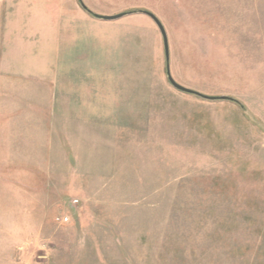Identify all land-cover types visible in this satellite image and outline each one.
<instances>
[{"label": "rangeland", "instance_id": "1", "mask_svg": "<svg viewBox=\"0 0 264 264\" xmlns=\"http://www.w3.org/2000/svg\"><path fill=\"white\" fill-rule=\"evenodd\" d=\"M82 1L130 12L30 0L43 51L35 34L37 54L0 72V264H264V0ZM143 10L177 83L234 100L175 89ZM62 16L82 36L77 94L106 102L71 129ZM87 40L101 45L85 55Z\"/></svg>", "mask_w": 264, "mask_h": 264}, {"label": "crops", "instance_id": "2", "mask_svg": "<svg viewBox=\"0 0 264 264\" xmlns=\"http://www.w3.org/2000/svg\"><path fill=\"white\" fill-rule=\"evenodd\" d=\"M33 10L34 7L30 0H0V72H5V77L14 72L12 68L16 56H27L28 54H37L38 50L43 51L44 32L42 26H36V21L32 15ZM77 23L79 24V21H76L73 16L68 19L62 16V21L59 22L58 20L55 31L57 43V114L60 121L64 122L63 128L66 129L75 127L73 121L76 123V120L96 119L98 113L100 118L106 117V108L103 107V104H106L105 101L96 97L85 98L77 94V88L82 86L84 79L76 76V73L87 72L83 64L77 61L76 56L78 55H75L79 44L78 39L82 37L80 36V29H76ZM35 34L38 35V38L35 37L38 39L36 42H39L38 50L32 44ZM98 43L100 42L85 41L83 54H91V49L95 50L101 45ZM45 46L47 47V44ZM40 48L42 49L40 50ZM87 77L86 75V79ZM111 112L112 107H109L110 115Z\"/></svg>", "mask_w": 264, "mask_h": 264}, {"label": "water", "instance_id": "3", "mask_svg": "<svg viewBox=\"0 0 264 264\" xmlns=\"http://www.w3.org/2000/svg\"><path fill=\"white\" fill-rule=\"evenodd\" d=\"M80 6L86 10L88 13H90L92 16L100 18V19H104V20H114L117 18H120L122 16H124L126 13L130 12H119L116 14H112V15H102V14H97V13H93L91 12L83 3L82 0H78ZM143 13L147 14L149 17H151L153 19V21L155 22V24L157 25V27L159 28V31L161 33L162 36V40H163V48H164V56H165V67H166V77L168 79V81L170 82V84L177 90L182 91V92H186V93H191V94H195L197 96H200L204 99H208V100H217V99H232L234 100L232 97H229L227 95H219V96H214V95H206V94H202L200 92H197L195 90L189 89L185 86L180 85L179 83H177L173 77L171 76L170 73V68H169V49H168V41H167V36H166V32L165 29L163 27V25L160 23V21L158 20V18L156 16H154L151 12H148L146 10L142 11Z\"/></svg>", "mask_w": 264, "mask_h": 264}, {"label": "built area", "instance_id": "4", "mask_svg": "<svg viewBox=\"0 0 264 264\" xmlns=\"http://www.w3.org/2000/svg\"><path fill=\"white\" fill-rule=\"evenodd\" d=\"M78 202V199L74 198L72 199V203H76ZM69 217L64 214V215H58L55 217V221H57L58 223H66L68 221Z\"/></svg>", "mask_w": 264, "mask_h": 264}]
</instances>
